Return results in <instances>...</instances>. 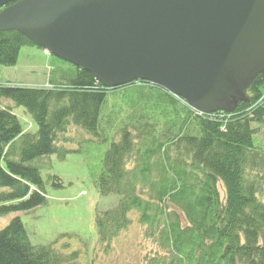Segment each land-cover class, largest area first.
Here are the masks:
<instances>
[{
    "label": "trees",
    "instance_id": "obj_1",
    "mask_svg": "<svg viewBox=\"0 0 264 264\" xmlns=\"http://www.w3.org/2000/svg\"><path fill=\"white\" fill-rule=\"evenodd\" d=\"M25 45L34 46L19 31L0 32V65H14ZM70 66L66 82L49 88L0 84V216L47 203L41 164L30 163L69 153L57 145L68 124L98 136L107 93L123 88L127 124L93 180L99 195L117 196L95 212L98 242L108 247L136 213L144 238L159 248L144 264H264V148L253 127L264 126V71L231 112L203 115L146 81L106 89ZM5 101L23 107L37 131L24 132ZM77 257L31 245L19 217L0 229V264H76Z\"/></svg>",
    "mask_w": 264,
    "mask_h": 264
},
{
    "label": "water",
    "instance_id": "obj_2",
    "mask_svg": "<svg viewBox=\"0 0 264 264\" xmlns=\"http://www.w3.org/2000/svg\"><path fill=\"white\" fill-rule=\"evenodd\" d=\"M0 32L103 88L142 80L193 110L231 112L264 71V0H0Z\"/></svg>",
    "mask_w": 264,
    "mask_h": 264
},
{
    "label": "rangeland",
    "instance_id": "obj_3",
    "mask_svg": "<svg viewBox=\"0 0 264 264\" xmlns=\"http://www.w3.org/2000/svg\"><path fill=\"white\" fill-rule=\"evenodd\" d=\"M70 70L72 67L69 63L45 53L40 47L25 45L21 47L14 65H0V84L49 88L51 83L66 82ZM122 89L107 93L102 112L105 120L102 118L100 125L99 119L98 136L68 124L64 133L59 135L57 145L69 153L63 159L50 155L30 163L41 164L40 174L47 203L28 212L11 211L3 214L0 216V229L11 219L19 217L31 245H52L67 254L78 252L76 264H144V259L159 252L157 243L144 238V227L137 222L136 213L132 214V223L128 228L108 247L97 239L95 212L113 206L117 196L99 195L93 180L100 172L105 151L113 138L119 135L120 127L127 124L128 102L127 97L122 96ZM4 105L12 109L24 132L37 131L23 107L14 106L9 101H5ZM253 127H258L257 142L264 148V126L255 123ZM52 175L60 179V188L52 186L49 177Z\"/></svg>",
    "mask_w": 264,
    "mask_h": 264
}]
</instances>
